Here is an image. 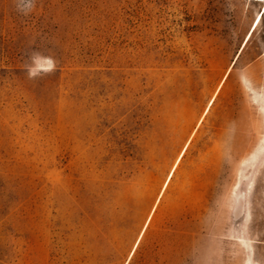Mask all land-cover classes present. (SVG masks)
I'll return each mask as SVG.
<instances>
[{
  "label": "rangeland",
  "instance_id": "1",
  "mask_svg": "<svg viewBox=\"0 0 264 264\" xmlns=\"http://www.w3.org/2000/svg\"><path fill=\"white\" fill-rule=\"evenodd\" d=\"M19 4L0 0V264H264L263 1Z\"/></svg>",
  "mask_w": 264,
  "mask_h": 264
},
{
  "label": "clouds",
  "instance_id": "2",
  "mask_svg": "<svg viewBox=\"0 0 264 264\" xmlns=\"http://www.w3.org/2000/svg\"><path fill=\"white\" fill-rule=\"evenodd\" d=\"M34 4H35V0H20V4L18 5V7L20 8L21 11L25 12L26 14L28 11H31V9L34 7ZM46 62L48 65L46 69V73H50L56 70V61L54 58L48 57ZM28 74H29V78H36L38 75L31 68L28 69Z\"/></svg>",
  "mask_w": 264,
  "mask_h": 264
},
{
  "label": "bare ground",
  "instance_id": "3",
  "mask_svg": "<svg viewBox=\"0 0 264 264\" xmlns=\"http://www.w3.org/2000/svg\"><path fill=\"white\" fill-rule=\"evenodd\" d=\"M263 1V4H262V7H261V9L259 10V12H258V14L256 15V18L254 19V22H253V24H252V26H251V31L249 32V34L247 35V37H246V40H248V38L250 37V34H251V32L256 28V26L259 24V22L261 21V19H262V16H263V13H264V0H262ZM246 40H245V42H246ZM212 102V100L210 101V103ZM209 103V104H210ZM182 153V152H181ZM180 157V156H179ZM171 174H172V171L170 172V174H169V176H168V178L171 176ZM167 181V180H166ZM165 184H166V182H165ZM158 199V198H157ZM156 199V200H157ZM148 219V218H147ZM138 242V241H137ZM137 242H136V244H137ZM136 244H135V246H136ZM135 248V247H134ZM133 251H134V249L132 250V252L131 253H133Z\"/></svg>",
  "mask_w": 264,
  "mask_h": 264
}]
</instances>
